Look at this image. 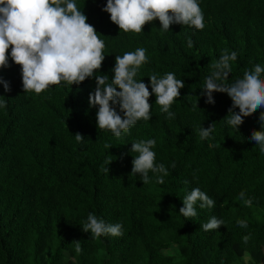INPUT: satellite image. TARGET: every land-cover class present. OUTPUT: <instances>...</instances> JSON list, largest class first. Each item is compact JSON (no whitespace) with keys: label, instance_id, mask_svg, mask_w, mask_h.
Masks as SVG:
<instances>
[{"label":"trees","instance_id":"trees-1","mask_svg":"<svg viewBox=\"0 0 264 264\" xmlns=\"http://www.w3.org/2000/svg\"><path fill=\"white\" fill-rule=\"evenodd\" d=\"M74 2L105 44L93 77L79 85L62 81L37 95L23 91L11 47L8 67L0 68V100L6 101L0 107V264H264V153L250 139L253 130H261L264 109L243 117L235 129L226 122L232 105L227 93L213 92L214 104L205 103L202 94L225 49L237 53L228 84L255 64L264 66V0H197L203 30L172 24L164 32L155 19L139 34L111 22L102 10L107 0ZM139 47L148 60L135 79L149 92L152 74L162 78L172 72L184 87L169 108L172 119L152 94L151 119L138 120L117 138L97 127L98 106L90 107L88 97L95 75L111 82L115 56ZM211 124L214 131L201 139V127ZM148 139L156 140L155 163L164 164L168 175L149 172L150 182L143 184L139 174H131L138 154L130 149ZM106 160H112L108 174L102 171ZM196 187L215 205L201 209L197 202V216L185 219L179 213L182 200ZM241 191L253 199L251 207L238 198ZM89 213L106 224L121 223L123 235L93 238L82 230ZM212 216L224 225L204 231L201 225Z\"/></svg>","mask_w":264,"mask_h":264},{"label":"clouds","instance_id":"clouds-1","mask_svg":"<svg viewBox=\"0 0 264 264\" xmlns=\"http://www.w3.org/2000/svg\"><path fill=\"white\" fill-rule=\"evenodd\" d=\"M110 15L112 23L124 32L139 34L146 23L158 19L161 30L168 32L170 25L179 24L203 30L205 27L203 12L197 0H107L102 9ZM87 17L80 11L74 0H0V68L8 67V49L11 47V60L20 66L23 91H34L40 94L50 85H58L62 81L79 85L86 78L93 77L99 70L105 58L104 41L101 40L95 28L86 22ZM188 46L193 41L188 40ZM237 53L223 50L219 59L212 64V72L206 77L202 94L205 103L214 104L213 92L227 93L232 101L228 109L227 124L237 129L243 123V117L264 109V66L255 64L245 70L243 77L233 83H226L232 71V62L236 61ZM146 49L137 48L134 52H125L115 56L111 82L107 75H95L96 87L89 94L90 107L98 106L96 125L99 129L110 130L119 138L140 119H151L150 95L155 94V103L161 112L167 113L168 119L174 117L169 112L170 106L180 96L179 90L184 87L182 79H176L172 72L162 78L152 74L149 78L151 92L148 86L137 81L135 77L141 66L147 63ZM0 82H3L0 79ZM5 91H9L4 82ZM119 89V90H117ZM119 107L123 116L118 114ZM0 107H6V101L0 100ZM239 109L234 112L233 109ZM260 131L253 130L251 140L259 145V151L264 153V111L259 115ZM214 131L212 124L208 128L201 127V139H207ZM78 143L84 141L80 133L75 134ZM155 139L140 140L131 143L130 152L133 156L131 174H139L143 184L150 182L149 172L168 175L164 164H156V153L152 150ZM109 149L111 145H106ZM112 160H106L102 171L108 174L107 167ZM175 167V164L172 165ZM156 182L163 184L162 176H157ZM244 205L251 207L253 199L247 197L244 191L238 194ZM201 209L212 208L215 201L200 188H193L182 200L183 206L179 213L185 219L197 216L196 204ZM223 219L212 216L201 227L204 231L216 230L224 225ZM237 225L247 228L246 220H237ZM82 230L90 232L93 238L105 235L119 237L123 235L121 223L106 224L94 213H89L83 223ZM251 239V234L242 237L245 244ZM76 251L81 252L77 242Z\"/></svg>","mask_w":264,"mask_h":264}]
</instances>
